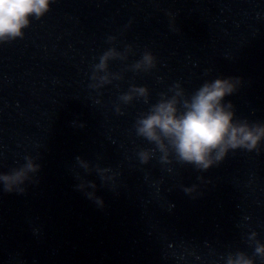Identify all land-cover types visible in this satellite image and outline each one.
I'll return each instance as SVG.
<instances>
[{
  "label": "water",
  "instance_id": "obj_1",
  "mask_svg": "<svg viewBox=\"0 0 264 264\" xmlns=\"http://www.w3.org/2000/svg\"><path fill=\"white\" fill-rule=\"evenodd\" d=\"M22 31L0 42V172L26 156L40 170L23 194L0 184V264H226L237 252L264 264L250 239L264 244V141L204 171L158 151L142 163L154 145L135 130L175 84L190 96L228 78L234 119L264 123V0H54ZM127 46L109 61L122 78L90 87L99 57ZM145 52L155 67L133 70ZM133 85L148 103L120 101Z\"/></svg>",
  "mask_w": 264,
  "mask_h": 264
},
{
  "label": "clouds",
  "instance_id": "obj_2",
  "mask_svg": "<svg viewBox=\"0 0 264 264\" xmlns=\"http://www.w3.org/2000/svg\"><path fill=\"white\" fill-rule=\"evenodd\" d=\"M52 2L54 0H0V42L22 38V29L30 25V17L40 19L49 11ZM108 39L112 42L115 37ZM130 52V46L123 53L115 47L105 51L99 57V63L93 66L91 79L94 83L90 87L99 89L111 83L112 79H121L119 74L109 72V61L126 60ZM153 67L155 57L151 52H145L142 59L132 65L133 70L137 71H148ZM101 73L102 75H98ZM238 83L239 80L233 78L216 79L203 83L190 96H186L177 83L170 89L174 93L171 97L161 93L160 99L150 106L148 112L141 114L136 120V134L154 145V149L138 153L141 162L147 163L158 151L162 163H171V158L174 157L180 163L192 164L198 170L206 171L222 161L230 150H258L261 141H264V123L234 119L231 103H222L225 96L236 90ZM148 95L146 87L133 85L119 99L124 104L130 103L134 98H143L148 103ZM116 111L121 112L119 105L116 106ZM76 159L86 173L94 170L105 184L112 179L107 175L111 169L102 168L98 164L93 167L80 157ZM39 170L40 165L32 157L26 156L22 166L12 168L8 173L0 172V184L4 191L23 194V186ZM86 186L96 188L91 181L78 185L81 190ZM185 191L191 194L195 191V186L186 188ZM86 195L96 203L103 204L102 199L96 197L94 192H87ZM255 238L256 233L253 232L250 239L255 243L254 255L264 259V244ZM226 264H254V261L246 253L237 252L228 255Z\"/></svg>",
  "mask_w": 264,
  "mask_h": 264
}]
</instances>
